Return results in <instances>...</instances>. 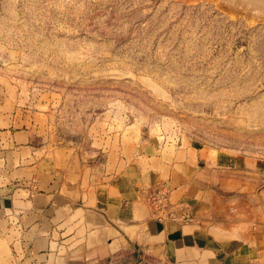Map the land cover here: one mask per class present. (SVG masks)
Returning a JSON list of instances; mask_svg holds the SVG:
<instances>
[{"label":"rangeland","instance_id":"1","mask_svg":"<svg viewBox=\"0 0 264 264\" xmlns=\"http://www.w3.org/2000/svg\"><path fill=\"white\" fill-rule=\"evenodd\" d=\"M0 102L37 113L40 142L85 163L146 133L264 162V14L234 0H0ZM254 197L233 219L264 258Z\"/></svg>","mask_w":264,"mask_h":264},{"label":"crops","instance_id":"2","mask_svg":"<svg viewBox=\"0 0 264 264\" xmlns=\"http://www.w3.org/2000/svg\"><path fill=\"white\" fill-rule=\"evenodd\" d=\"M35 114L0 102V264H264L233 219L262 208V160L146 133L85 163L41 143Z\"/></svg>","mask_w":264,"mask_h":264},{"label":"built area","instance_id":"3","mask_svg":"<svg viewBox=\"0 0 264 264\" xmlns=\"http://www.w3.org/2000/svg\"><path fill=\"white\" fill-rule=\"evenodd\" d=\"M147 201L150 202L154 207H165L164 202L166 201V193L165 190L161 191H151L147 195ZM184 222H190L192 217L188 213H183L181 215Z\"/></svg>","mask_w":264,"mask_h":264},{"label":"bare ground","instance_id":"4","mask_svg":"<svg viewBox=\"0 0 264 264\" xmlns=\"http://www.w3.org/2000/svg\"><path fill=\"white\" fill-rule=\"evenodd\" d=\"M238 5L246 6L249 11L264 14V0H234Z\"/></svg>","mask_w":264,"mask_h":264}]
</instances>
